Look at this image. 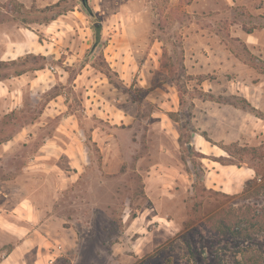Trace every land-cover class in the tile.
I'll return each mask as SVG.
<instances>
[{
  "label": "rangeland",
  "instance_id": "obj_1",
  "mask_svg": "<svg viewBox=\"0 0 264 264\" xmlns=\"http://www.w3.org/2000/svg\"><path fill=\"white\" fill-rule=\"evenodd\" d=\"M59 1L0 11V53L23 27L41 43L0 66V119L20 112L2 128L0 213L36 212L17 263L241 264L203 226L219 196L191 222L190 160L215 192L253 177L214 160L264 152V0ZM18 238L0 227V260Z\"/></svg>",
  "mask_w": 264,
  "mask_h": 264
},
{
  "label": "trees",
  "instance_id": "obj_2",
  "mask_svg": "<svg viewBox=\"0 0 264 264\" xmlns=\"http://www.w3.org/2000/svg\"><path fill=\"white\" fill-rule=\"evenodd\" d=\"M61 2L62 0L54 6L59 7ZM244 29L246 34L252 32L251 29ZM21 58L10 62H0V66L7 65L6 63H16ZM252 60L251 57L244 58V61L247 63L252 62ZM253 63L255 68L264 70V63L262 61L257 60V62ZM21 74L16 75L19 76ZM242 101L243 105L240 104V107L249 106L245 103V100ZM180 103L182 104V99ZM22 111L23 109L21 113ZM18 112L19 110H11L0 119V144L13 138L14 132H9L8 134V130L2 128L7 125L15 126L18 122L14 124L12 122L18 117L20 113ZM21 128H23V125H21ZM224 151L230 155L228 150L224 149ZM199 155L202 159L208 158L204 154ZM247 156L248 154H245L244 158L247 159ZM244 158L240 162H226L222 159L214 160L223 166L246 167L253 171V177L244 182L242 191L239 194L233 195L215 192L212 189L206 188L203 180L206 169L196 165L194 160H190V163L194 167L190 174L192 173L195 178L191 185V196L188 200L187 210L193 224L196 219L195 216L198 214V208L203 205V200L206 197L208 198L209 194L219 196L221 198L219 201L221 207L206 217L203 222V226L214 240V244L217 248H221L224 244L229 245L227 246L228 248H238L237 254L239 255L241 264H264V250L261 249L264 248V152L255 156V158H251L249 162H244ZM200 245L203 247V242H200ZM210 246L212 247V244Z\"/></svg>",
  "mask_w": 264,
  "mask_h": 264
},
{
  "label": "crops",
  "instance_id": "obj_3",
  "mask_svg": "<svg viewBox=\"0 0 264 264\" xmlns=\"http://www.w3.org/2000/svg\"><path fill=\"white\" fill-rule=\"evenodd\" d=\"M32 1V0H31ZM41 1V0H40ZM13 2V6L10 8V3ZM38 2V0H37ZM23 6L25 10H27V0H0V11H7V8H10V13H16L15 7L18 5ZM47 4H44L46 6ZM14 7V8H13ZM41 7V5H40ZM13 8V10H12ZM27 26V24H26ZM41 26V25H39ZM21 31L22 34H18V38L16 40L11 39L10 37H7V41L3 40L4 42V49L0 53V62H10L17 60L20 57H24L26 55H33L35 51L41 47V43L39 42V38L31 29H28L27 27H23L21 29H17ZM28 34H31L34 38L37 40L35 41L34 38H28ZM17 34V31H16ZM248 34V36H250ZM22 50V51H21ZM24 55V56H22ZM16 92V91H15ZM11 94L9 89L4 83L0 82V98L6 97L7 95ZM21 136L20 134L18 135ZM15 138V141L19 138ZM8 143L13 144V141H8ZM10 149V148H9ZM221 168H230L231 166H223L221 165ZM212 169V168H211ZM214 171L215 168H213ZM239 171L242 172L241 176L247 179L248 177V171L251 169L249 168H237ZM252 178V177H251ZM205 183V182H204ZM206 186V184H205ZM207 187V186H206ZM217 186L212 184L211 188L208 189H215ZM219 191L222 193L224 192V189L222 187H219ZM2 210V209H1ZM8 217H12L13 219H8ZM36 219V212L33 210L32 202L27 198H22L16 201L15 206L6 212L0 213V227L3 229H6V231H9L10 234L18 236L19 243L13 248L6 257L0 260V264H6L9 260L13 261L14 264L17 263V258L19 257V253L23 251V246L27 244V223L31 224ZM20 264V263H19ZM21 264H26L25 262Z\"/></svg>",
  "mask_w": 264,
  "mask_h": 264
},
{
  "label": "water",
  "instance_id": "obj_4",
  "mask_svg": "<svg viewBox=\"0 0 264 264\" xmlns=\"http://www.w3.org/2000/svg\"><path fill=\"white\" fill-rule=\"evenodd\" d=\"M80 2H81L82 5H85L87 0H80ZM98 26H99V24L96 23L95 27H98ZM190 148H191V145H187V149L189 150Z\"/></svg>",
  "mask_w": 264,
  "mask_h": 264
}]
</instances>
